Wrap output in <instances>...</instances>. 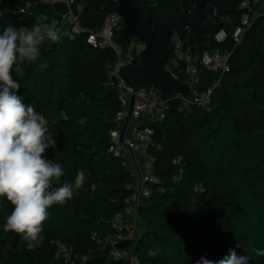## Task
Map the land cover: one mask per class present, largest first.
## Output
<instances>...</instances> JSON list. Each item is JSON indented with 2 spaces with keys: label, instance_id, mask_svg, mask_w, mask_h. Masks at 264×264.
I'll return each mask as SVG.
<instances>
[{
  "label": "trees",
  "instance_id": "1",
  "mask_svg": "<svg viewBox=\"0 0 264 264\" xmlns=\"http://www.w3.org/2000/svg\"><path fill=\"white\" fill-rule=\"evenodd\" d=\"M81 3V25L87 29L100 28L105 15L116 10L106 7L96 16L87 0ZM63 11L37 4L27 16L0 20V32L9 25L31 28L39 14L58 25ZM241 14L237 5L232 7L197 48L190 47L194 55L230 53L223 76L196 63L198 90L212 89L210 110H187L174 99L164 120L150 124L147 154L158 183L138 208L137 264H196L202 256L218 261L229 249L249 255V264H264L254 251L264 250V18L255 20L236 45L231 30ZM221 30L227 39L216 44ZM114 60L111 50L94 49L81 35L45 42L37 61L22 65L23 76L11 73L20 85L16 94L47 120L48 134L56 141L45 156L60 163L65 175L53 188L73 182L79 170L86 180L72 199L48 209L43 243L34 249L21 235L4 230L14 206L0 197V264H64L54 257L55 241L86 257L75 264H126L110 259L108 247L99 249L92 239L116 232L111 221L123 211L122 200L135 182L121 159L107 152L120 111L116 89L106 85L107 66ZM44 63L48 66L41 70ZM157 248L155 256L148 255Z\"/></svg>",
  "mask_w": 264,
  "mask_h": 264
},
{
  "label": "built area",
  "instance_id": "2",
  "mask_svg": "<svg viewBox=\"0 0 264 264\" xmlns=\"http://www.w3.org/2000/svg\"><path fill=\"white\" fill-rule=\"evenodd\" d=\"M15 4H5L0 0V20L8 17H21L30 14L32 7L37 4L61 6L64 8L60 15L57 28L60 30L62 39H74L76 36H84L87 45L94 49L113 52L115 60L107 66L106 85L116 89L120 111L114 123L115 128L110 132V140L107 152L121 159L122 165L127 168L131 175H136L133 191L122 200L123 211L116 214L111 221L115 233L108 237L92 235V239L99 249H109V257L112 260L124 261L126 264H137L133 251L140 232V220L138 208L142 201L150 195V186L157 184L158 180L151 173H142L137 155L147 152L152 143V129L150 124L155 121H163L171 100L178 99L187 110L192 107L202 112L210 110L212 89L198 90V73L196 63L208 71L223 76L229 70L228 60L230 53H221L218 50L203 51L200 54H192L191 48L181 44L174 35L172 40V52L164 64V68L179 79L183 76L189 87V100L179 95L164 96L155 88H138L133 91L119 78L118 72L125 66H135L138 63V54L143 50V45L135 39L127 44L117 42V30L123 26L121 15L113 10L105 15L100 28L87 29L81 25L83 4L81 0H16ZM241 11L238 25L231 30V40L239 44L245 32L258 18H264V0H240L237 4ZM26 27V26H22ZM116 30V31H114ZM227 39L224 30L214 36V42L220 44ZM51 42V41H46ZM217 85V84H216ZM135 95L132 115L125 134L120 141V130L127 115V109L131 95ZM176 164L177 161L175 160ZM55 259L64 264L86 262V257H79L72 251L69 244L55 241Z\"/></svg>",
  "mask_w": 264,
  "mask_h": 264
},
{
  "label": "clouds",
  "instance_id": "3",
  "mask_svg": "<svg viewBox=\"0 0 264 264\" xmlns=\"http://www.w3.org/2000/svg\"><path fill=\"white\" fill-rule=\"evenodd\" d=\"M46 41H62L56 19L49 21L47 14H39L31 28L9 25L0 32V197L14 206L4 230L21 235L30 249L43 243L41 233L48 209L72 199L86 180L85 171L79 170L73 182L64 181L53 188L65 175L60 163L45 156L56 141L48 134L47 120L16 94L20 85L11 73L23 76L22 65L37 61ZM47 66L41 64L40 69ZM158 250L151 249L148 255L155 256ZM254 251L264 257V250ZM250 259L229 249L218 261L202 256L196 264H249Z\"/></svg>",
  "mask_w": 264,
  "mask_h": 264
},
{
  "label": "water",
  "instance_id": "4",
  "mask_svg": "<svg viewBox=\"0 0 264 264\" xmlns=\"http://www.w3.org/2000/svg\"><path fill=\"white\" fill-rule=\"evenodd\" d=\"M190 1L195 2L196 0ZM202 2L208 3L207 9L212 10L214 16L224 18L230 8L236 6L240 0H202ZM184 3L185 0H182L183 7ZM86 6L93 10L96 16H99L106 7H115L123 20L122 28L117 30L118 44H127L131 39H135L143 45V50L138 54L137 65L125 66L118 72L119 78L126 86L133 91L138 88H155L164 96L179 95L189 100L188 85L167 71L164 64L172 52V44L169 40L171 31L182 44L184 39L182 26L187 23L192 29V43L197 46L198 41L202 40L205 29L200 25V18L203 16L202 3L195 4L191 13L194 17L192 22L188 23L184 17H180L176 22L169 21L165 24L156 21L154 28L150 26V12L145 19H142L135 0H87ZM134 100L135 95L132 94L127 115L120 130V141L130 122Z\"/></svg>",
  "mask_w": 264,
  "mask_h": 264
},
{
  "label": "flooded vegetation",
  "instance_id": "5",
  "mask_svg": "<svg viewBox=\"0 0 264 264\" xmlns=\"http://www.w3.org/2000/svg\"><path fill=\"white\" fill-rule=\"evenodd\" d=\"M201 3L203 4V16L200 18V25L205 28L203 31V40L207 38L213 26L219 24L226 18L214 16L213 11L207 9L208 3H203L202 0H196L195 2L185 0L183 7L182 0H135V5L140 10L142 19H145L150 12V26L152 28H154L156 21L165 24L169 21L176 22L180 17H184V20L188 23L192 22L194 17L191 13L194 10L195 4L200 5ZM182 31L184 34L182 42L185 45L197 48L201 40L198 41L197 46L192 43V29L187 23L183 24ZM174 35V32L171 31L170 43H172Z\"/></svg>",
  "mask_w": 264,
  "mask_h": 264
},
{
  "label": "rangeland",
  "instance_id": "6",
  "mask_svg": "<svg viewBox=\"0 0 264 264\" xmlns=\"http://www.w3.org/2000/svg\"><path fill=\"white\" fill-rule=\"evenodd\" d=\"M139 165L141 167L142 173H151V164H152V159L148 156L147 152L145 153H140L137 155ZM136 175H134V179L136 180Z\"/></svg>",
  "mask_w": 264,
  "mask_h": 264
}]
</instances>
